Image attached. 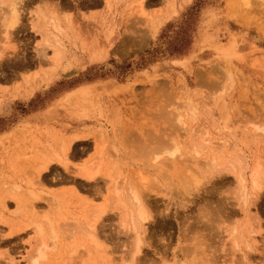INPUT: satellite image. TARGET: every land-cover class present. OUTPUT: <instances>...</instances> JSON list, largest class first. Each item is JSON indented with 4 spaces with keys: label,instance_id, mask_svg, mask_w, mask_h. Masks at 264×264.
<instances>
[{
    "label": "rangeland",
    "instance_id": "374dc122",
    "mask_svg": "<svg viewBox=\"0 0 264 264\" xmlns=\"http://www.w3.org/2000/svg\"><path fill=\"white\" fill-rule=\"evenodd\" d=\"M11 1L0 0V264L30 263L38 244L31 223L42 216L57 238L39 264H69V247L80 244L71 264H96L101 258L73 227L100 205L106 209L98 239L108 264H190L183 250L221 202L225 212L198 264H264V188L241 210L234 176L222 168L243 156L264 170V0H22L19 24L6 41ZM42 14L49 29L35 25ZM49 31L60 44L45 43ZM93 83L87 101L63 102ZM162 140L175 151L174 168L184 172L189 164L187 171L194 169L204 185L183 201L160 186L147 191L153 218L139 260L131 252L132 232L108 199L111 174L157 176L168 160ZM46 159L47 170L34 175ZM212 161L222 169L217 176L208 170ZM82 165L99 167L96 178L82 179ZM29 177L36 199L28 194L18 204L6 196L16 184L24 195Z\"/></svg>",
    "mask_w": 264,
    "mask_h": 264
},
{
    "label": "bare ground",
    "instance_id": "6f19581e",
    "mask_svg": "<svg viewBox=\"0 0 264 264\" xmlns=\"http://www.w3.org/2000/svg\"><path fill=\"white\" fill-rule=\"evenodd\" d=\"M241 1H245V4H248V0H241ZM145 2V0H140V4H143ZM22 3V0H12L8 5H7V16L4 20V25L3 27L5 28L3 32L4 33V36L6 39V41L9 40V36L11 35H7L8 37H6V34H10L11 31H13L14 33V28L16 27L17 28V25L19 24V21H20V11H22L21 9V5L23 6V3ZM21 9V10H20ZM40 16V15H39ZM47 17V16H46ZM38 18V17H37ZM48 19V18H47ZM45 20V21H44ZM159 20V19H158ZM158 20H156L153 24H156L158 26ZM49 21V20H48ZM48 21L46 20L45 18V15L42 14L39 18H38V21L35 25L39 26L43 29V27H45V24L48 23ZM33 26V28L36 30L40 27H36V26ZM51 25H53L51 23ZM47 26H49V23L48 25H46V28H48ZM52 27V26H51ZM40 28V29H41ZM53 30H55L54 28H59L58 25L55 27H52ZM155 28V26H154ZM45 29V28H44ZM43 29V30H44ZM49 29V28H48ZM38 31V30H37ZM48 31V30H46ZM50 32V31H49ZM59 32V31H58ZM12 33V32H11ZM52 35L53 37H56L54 36V33L53 32H45L43 33V36L44 37L43 39L45 40V43H49L50 44V41L52 40ZM56 35V34H55ZM58 38V35L57 37ZM54 39V38H53ZM56 40V39H54ZM58 40V39H57ZM59 42V40H58ZM56 44V42H54L53 40L51 41V43L54 45H58L60 44V42ZM44 43V42H43ZM46 43V44H47ZM124 43V42H123ZM62 44V43H61ZM62 47V45H61ZM39 53H42V55H45V48H42L41 49V52ZM58 56V54H57ZM94 84L96 83H93V84H88V85H83V86H80L77 88V90H73L69 93H67L64 98H63V102H69V104H75L77 103L78 101L80 102H85L87 101L90 93L91 92V89L93 88ZM96 88V87H95ZM79 136H74L73 138L74 139H77ZM63 138V137H62ZM74 141V140H73ZM202 141V140H201ZM66 142V141H65ZM70 142V141H69ZM160 143V149L166 154V159H168L167 161H165L164 163L162 162V166H160L159 168L157 169V176H152L150 177L152 174L150 173V176H144L143 174L147 173L142 171V175L139 173L141 172V170L138 172L135 171V170H131V173L129 175H124L126 172L124 171H114L113 174L111 169L109 168L107 171V176L109 177L110 174L115 176V179L114 181L112 182L111 184V193H109L108 195V199H111L112 203H111V207L112 209L116 210V211H119L120 213V216L122 217V220L120 221V224L123 226V228H127L129 231L132 232V238L134 237L133 241H132V245H133V251L131 250V252L134 253V255H139L141 253V248L143 247L142 245H144V237H145V233H146V230H147V227L145 226L148 222L147 221H150L151 218H153L152 216V204L149 203V200H146V193L148 190H150L151 188H154L156 187H161L162 190H166L167 191V194H170V195H176L177 198H182V201L183 199H186L188 196H190L192 194V192L194 190H197L199 187H200V183L203 182V179H202V182L199 183V181L201 179H199L196 175V173L194 172V169H192L193 171V174H192V171L190 170L189 173L187 170L189 168V164H187V170L186 168H184L185 166H183V168L187 171L184 170V172L182 171V169H176L174 168V164H172V159L173 158H176L174 155L175 151H172L170 152L171 150H173V147L172 148H168V146H170L169 142H167L166 140H162V141H158ZM68 143V142H67ZM65 143L63 147V150H61V148L59 149L60 151H63L64 152H67L69 150V147H71V143L67 144ZM59 145V144H58ZM70 145V146H69ZM103 145L100 146V148H103L102 147ZM61 147V146H60ZM99 148V149H100ZM165 149V150H163ZM168 149V150H167ZM102 151V149H101ZM160 151V150H159ZM177 151V150H176ZM100 152V151H99ZM161 152V151H160ZM159 152V153H160ZM174 152V153H173ZM102 153V152H101ZM100 154V153H99ZM158 154V153H157ZM163 155V154H162ZM160 156V155H158ZM174 156V157H172ZM231 156V155H230ZM164 157V155H163ZM168 157V158H167ZM171 157V158H170ZM181 157V156H180ZM102 157H100L101 159ZM171 160H170V159ZM48 159V158H47ZM46 159V160H47ZM50 161V159H48ZM47 160V162L45 161L46 164H43L42 166H39L38 169L36 170L35 173H33L34 175L36 174L37 176L40 177V174L42 173V171L46 168H48V163L49 161ZM99 160V159H98ZM106 160V159H105ZM165 160V159H164ZM163 160V161H164ZM212 160V158H211ZM214 160V159H213ZM216 160V159H215ZM101 160H99L100 162ZM218 161V160H217ZM107 162V161H106ZM228 164H224L223 165V169L225 170H228L231 172V174H233L234 176V179L236 181V200L238 202V205L240 206V209L241 210H248L250 206H252V204L254 205V201H256L259 196H260V193H261V190L264 188V170H263V167L261 165V163L258 161L254 162L251 166H248V164L246 163V160H244L243 156L242 157H235L234 160H231V161H228L227 162ZM63 164V163H62ZM116 164H114L115 166ZM124 165V164H123ZM150 165V164H149ZM183 165V164H182ZM209 165V166H208ZM207 166L210 168L208 169L209 172L212 174V175H216V174H219V172L222 170L220 169L219 171V168H218V164L216 161H212V163L210 162V164H208ZM99 166V164H98ZM101 166V165H100ZM99 166V167H100ZM191 166V165H190ZM205 166V165H204ZM99 167H95L93 168V166H90V165H82L79 167L78 171H79V176L82 178V179H85L87 181H91L93 179L96 178V176L98 175L99 173ZM166 167H169L167 169H165ZM206 167V168H208ZM113 168V167H111ZM170 168H174L173 171L170 170ZM47 170V169H46ZM153 170V168H152ZM156 170V169H155ZM207 169L205 171H208ZM213 170V172H212ZM124 174H123V173ZM149 172V171H148ZM151 172V171H150ZM154 172V170H153ZM202 172V171H201ZM156 173V172H155ZM198 173V172H197ZM208 173V172H207ZM229 173V172H228ZM140 174V175H139ZM221 174V173H220ZM148 175V174H147ZM197 177H196V176ZM199 175V174H198ZM202 175H204L202 173ZM208 175V174H207ZM217 176V175H216ZM5 177V176H4ZM25 177V176H24ZM31 177V176H30ZM27 178V180H25L26 182V185L27 188L25 189V191L23 193H25L24 195H22L21 192L22 190H20L21 187H18L17 184L14 186L11 194L9 195H6L8 196L9 198H12V200L14 199L16 201V203H22L24 201V197L25 198L27 197V195H31V197L35 196L34 198L36 199L37 196L34 194L33 190L31 189L34 185L32 184H35L36 182H32V179L31 178ZM204 177V176H203ZM207 177V176H206ZM38 178V177H37ZM158 178V179H157ZM198 178V179H197ZM202 178V177H200ZM205 178V177H204ZM212 178V177H211ZM214 178V176H213ZM25 179V178H24ZM210 179V178H209ZM159 180V181H158ZM199 180V181H198ZM204 180H207L206 178ZM74 181V180H73ZM96 181V180H94ZM108 181V180H107ZM120 182V183H119ZM99 183V182H98ZM118 183V184H117ZM199 183V184H198ZM6 185V184H5ZM36 185V184H35ZM199 185V186H198ZM202 185H204V183H202ZM95 186V184H94ZM9 187V186H8ZM99 187V186H98ZM160 187L158 189H160ZM214 190L216 189V186L215 187V184L213 186ZM96 188V187H95ZM11 189V188H10ZM201 189V188H200ZM199 189V190H200ZM97 189H95L96 191ZM161 190V189H160ZM219 190V189H217ZM216 190V191H217ZM98 191V190H97ZM165 191V192H166ZM198 191V190H197ZM214 192V191H213ZM69 193V192H68ZM96 193V192H95ZM197 193V192H196ZM212 193V191H211ZM21 194V196L19 195ZM194 195V194H193ZM191 195V196H193ZM63 196V195H62ZM78 196V195H77ZM213 196V195H212ZM6 197V198H8ZM70 197V196H69ZM81 198V197H79ZM213 198V197H212ZM189 197L186 199L188 200ZM32 200L34 201V199L32 198ZM57 200V199H56ZM185 200V202H186ZM215 200V199H214ZM58 201V200H57ZM80 201V200H79ZM180 201V200H179ZM213 201V200H211ZM216 201V200H215ZM221 201V200H220ZM219 201V203H220ZM53 202V201H52ZM82 202V201H81ZM85 202V201H84ZM178 202V201H177ZM32 203V201H29V205ZM36 203V201H35ZM35 203H34V206H35ZM57 203V202H56ZM87 203V202H86ZM86 203H82V205L84 204L86 206ZM181 203L183 202H180L178 205H182ZM33 204V203H32ZM51 205V204H50ZM5 207V206H4ZM31 207V209H34L33 206H29ZM183 207V206H182ZM105 207L103 205H100V206H95L92 208V213H88V215H85V219L84 221L82 222H79V219H78V225L76 227H73L75 228L76 230L73 231L74 234L75 232L77 231L81 236H82V239L85 241V243H87L88 245L87 246H90L91 250H93L92 252L96 253L97 257L101 258V259H97V263L96 264H108V261L106 258L107 256L105 255V252L107 251L106 247L103 245V242L100 243L99 239H98V229H100L101 227L98 228V223H99V218L101 217L102 214H104L105 212ZM166 209H167V206H166ZM165 209V210H166ZM89 210V209H88ZM86 210V211H88ZM91 210V209H90ZM224 207H223V203L221 202V204H219L218 208L216 206V209L214 208L213 210L211 209L210 212H209V218L206 219V215L205 217H203V219H206L205 221H207L206 224L203 225V227H201V229H199L200 231H197L198 233L195 234V231L194 234L196 236H192L191 235V239L190 240H193V243L191 244V242H189L191 244L190 248H192L191 250H189V253H187V257H184L186 252H188V250L184 247V249L186 250H183V252L185 251L184 253V256H183V259L184 258H189V256L191 257L190 259V264H198V262L202 261V258L203 256L205 257L206 254H205V251L206 249L208 248L206 244V238H208L209 240H212L214 238V223L219 220V217L224 213ZM87 213V212H86ZM162 213V211H161ZM160 213V215H161ZM249 213V212H248ZM244 214H246L244 212ZM250 214V213H249ZM1 215V214H0ZM1 218V217H0ZM40 217V218H36L35 217V220L31 223L33 224L34 228H33V231H34V237L38 240V244H37V241H36V245H35V248H34V252H35V255L31 257H29V259H27L28 256H26L25 259L27 260H30V263L28 261L29 264H39V261H44L45 257H46V251H48V249H51L54 250V247H55V240L57 238V236L55 235V233L52 231L51 229V224H50V221H48V218L46 217ZM224 218V217H223ZM222 218V219H223ZM102 219V218H100ZM202 219V220H203ZM201 220V221H202ZM101 221V220H100ZM147 222V223H146ZM48 223V224H47ZM76 224V223H74ZM164 224V223H163ZM192 225V224H191ZM198 225V224H197ZM101 226V225H100ZM195 226V225H194ZM193 226V227H194ZM192 227V226H191ZM192 227V228H193ZM200 227V225H199ZM23 229V228H22ZM21 229V230H22ZM194 229V228H193ZM198 229V228H197ZM20 230V229H19ZM20 230V231H21ZM47 230H51V240L48 238L49 236V233ZM59 230V228H58ZM57 230V231H58ZM71 230V228H70ZM11 231V230H10ZM12 234H13V230L11 231ZM62 232V231H61ZM72 232V233H73ZM192 232V233H193ZM206 234H205V233ZM16 233V232H14ZM33 233V232H32ZM60 233V232H58ZM69 233V232H68ZM12 234H9V235H12ZM61 234V233H60ZM71 234V233H70ZM77 235V234H76ZM69 236V235H68ZM199 236V237H197ZM208 236V237H207ZM75 236L73 234L70 235V238L73 239ZM188 237V236H187ZM193 237V238H192ZM78 238V237H77ZM80 238V237H79ZM100 238V237H99ZM187 239V238H186ZM50 240V241H48ZM53 240V241H52ZM188 240V239H187ZM244 241V240H243ZM48 242L50 244H52L51 246L48 245ZM186 242V241H185ZM208 243V242H207ZM188 244V243H187ZM235 244V242H234ZM244 244V242H243ZM249 244V242H246L245 245ZM58 245V244H57ZM81 245V244H80ZM80 245H71L69 247V251H68V261L69 264H71V260L74 258L73 257V254L75 255V253L77 252V248L79 250V247ZM189 245V244H188ZM82 246V245H81ZM84 246V245H83ZM211 246V245H209ZM239 246V245H238ZM246 246V248H247ZM51 247V248H50ZM84 248V247H83ZM81 249V250H85L84 249ZM89 248V249H90ZM87 249V248H86ZM80 250V251H81ZM210 252V250H207ZM249 251V249H248ZM52 251L50 250V253ZM87 252V251H85ZM31 253V252H30ZM89 253V251L87 252V254ZM108 253V251H107ZM133 253H130L133 254ZM85 254V253H84ZM98 254H100V256H98ZM109 254V253H108ZM113 254V253H112ZM111 254V255H112ZM240 254V253H239ZM104 255V256H103ZM133 255V256H134ZM134 256L135 258H138L139 259V256ZM76 256V255H75ZM88 256V255H87ZM106 256V257H105ZM210 256V255H209ZM65 257V256H64ZM80 257V256H79ZM79 257L77 258L79 260ZM82 257V256H81ZM241 257V255H240ZM6 258V257H5ZM14 258V257H13ZM245 258H246V255H245ZM7 259L9 260L10 258L7 257ZM65 259H67L65 257ZM83 259V258H82ZM180 259V260H181ZM212 258H210L211 260ZM6 260V259H5ZM12 260V259H11ZM10 260V261H11ZM91 260V259H90ZM132 260V258H131ZM135 260V259H134ZM140 260V259H139ZM246 260V259H245ZM244 260V261H245ZM6 262V264H14L15 262ZM112 261V260H111ZM114 261V260H113ZM124 262V260H122ZM179 261V260H178ZM185 262H180L179 263L177 261V264H187L186 261L187 260H184ZM212 261V260H211ZM242 260V262H244ZM17 262V261H16ZM41 262V263H42ZM63 262V261H62ZM126 262V263H125ZM124 263L125 264H128L129 262L125 261ZM137 262V259L136 261ZM204 262V260H203ZM64 263V262H63ZM62 263V264H63ZM67 263V261L65 262ZM75 263V262H74ZM92 262H90L91 264ZM122 263V264H124ZM18 264V263H16ZM73 264V262H72ZM89 264V262H88ZM93 264V263H92ZM95 264V263H94ZM120 264V263H119ZM131 264V262H130ZM135 264V263H134ZM137 264V263H136ZM169 264V263H168ZM174 264V263H173ZM211 264V263H210Z\"/></svg>",
    "mask_w": 264,
    "mask_h": 264
}]
</instances>
